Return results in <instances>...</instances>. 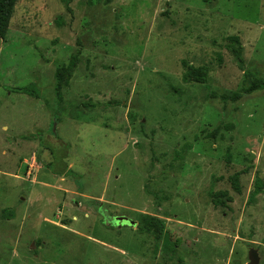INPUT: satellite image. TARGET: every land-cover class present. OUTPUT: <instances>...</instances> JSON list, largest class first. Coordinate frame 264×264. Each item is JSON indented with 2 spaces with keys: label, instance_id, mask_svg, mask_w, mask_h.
Masks as SVG:
<instances>
[{
  "label": "rangeland",
  "instance_id": "rangeland-1",
  "mask_svg": "<svg viewBox=\"0 0 264 264\" xmlns=\"http://www.w3.org/2000/svg\"><path fill=\"white\" fill-rule=\"evenodd\" d=\"M231 35L264 79V0H18L0 37V264H249L251 248L264 264V88L243 93ZM201 66L206 83L184 81ZM30 84L39 98L15 91Z\"/></svg>",
  "mask_w": 264,
  "mask_h": 264
},
{
  "label": "trees",
  "instance_id": "trees-1",
  "mask_svg": "<svg viewBox=\"0 0 264 264\" xmlns=\"http://www.w3.org/2000/svg\"><path fill=\"white\" fill-rule=\"evenodd\" d=\"M18 0H0V37L5 38L7 36L10 23L12 20V16L14 14V9L17 4ZM228 49L233 53L235 56L240 68L244 70L245 79H244V86H243V93L248 94L255 90L264 88V79L261 78L257 72L251 70H245V58L243 54V46L238 35H231L228 37ZM65 72V65L59 64L56 72V84L55 89L58 93V96L62 97V89L64 87V74ZM208 69L206 66L201 67H189V70L183 76L185 82L191 81H199L206 83L208 81ZM16 92L25 93L34 97L39 98L40 95L36 90L35 84H30L27 87H17L15 88ZM241 94H235L234 98H240ZM239 176L236 175L233 177V185L235 188H238ZM262 191V183L261 179L257 178L255 189L253 192L252 197H255ZM226 192H218L215 196V201L217 203H221V196L225 195ZM10 216L13 214L10 213ZM148 229L150 230L157 239H165V242L168 247L173 250L172 244H170V236L168 232L164 230V225L162 220L157 218L156 216H146L145 222L142 226H140V230Z\"/></svg>",
  "mask_w": 264,
  "mask_h": 264
},
{
  "label": "water",
  "instance_id": "water-1",
  "mask_svg": "<svg viewBox=\"0 0 264 264\" xmlns=\"http://www.w3.org/2000/svg\"><path fill=\"white\" fill-rule=\"evenodd\" d=\"M117 220H118V222L129 223L130 225L136 224L135 220H132L127 216H119V217H117ZM248 256H249V260H250L249 264H260L261 257L259 255V251L256 248H251L249 250Z\"/></svg>",
  "mask_w": 264,
  "mask_h": 264
},
{
  "label": "flooded vegetation",
  "instance_id": "flooded-vegetation-1",
  "mask_svg": "<svg viewBox=\"0 0 264 264\" xmlns=\"http://www.w3.org/2000/svg\"><path fill=\"white\" fill-rule=\"evenodd\" d=\"M121 223H124V222H121Z\"/></svg>",
  "mask_w": 264,
  "mask_h": 264
}]
</instances>
